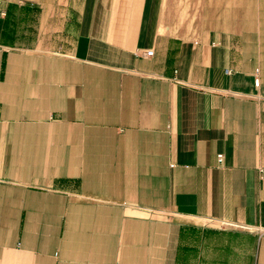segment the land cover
<instances>
[{
  "label": "crops",
  "instance_id": "0c3cea01",
  "mask_svg": "<svg viewBox=\"0 0 264 264\" xmlns=\"http://www.w3.org/2000/svg\"><path fill=\"white\" fill-rule=\"evenodd\" d=\"M183 1L0 0V264H264V0Z\"/></svg>",
  "mask_w": 264,
  "mask_h": 264
},
{
  "label": "built area",
  "instance_id": "2783aa9c",
  "mask_svg": "<svg viewBox=\"0 0 264 264\" xmlns=\"http://www.w3.org/2000/svg\"><path fill=\"white\" fill-rule=\"evenodd\" d=\"M0 14H1V15H4V12H1ZM146 55H147V56H151V55H152V51H147V52H146ZM259 83H260V80H259V79H256V80H255V85L258 86ZM221 157H222V155L219 156L220 159H221Z\"/></svg>",
  "mask_w": 264,
  "mask_h": 264
},
{
  "label": "rangeland",
  "instance_id": "374dc122",
  "mask_svg": "<svg viewBox=\"0 0 264 264\" xmlns=\"http://www.w3.org/2000/svg\"><path fill=\"white\" fill-rule=\"evenodd\" d=\"M181 4H182V7L181 8L182 9H185V11H187L188 10V7H189L187 1L184 0L183 3L181 2Z\"/></svg>",
  "mask_w": 264,
  "mask_h": 264
}]
</instances>
